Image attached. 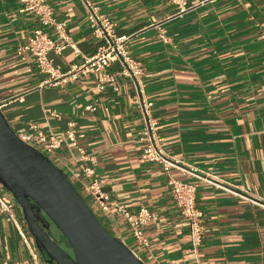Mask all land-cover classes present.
I'll use <instances>...</instances> for the list:
<instances>
[{
    "label": "crops",
    "instance_id": "0c3cea01",
    "mask_svg": "<svg viewBox=\"0 0 264 264\" xmlns=\"http://www.w3.org/2000/svg\"><path fill=\"white\" fill-rule=\"evenodd\" d=\"M88 1L112 20L116 35L130 37L160 147L178 165L165 170L141 158L143 120L129 78H117L118 91L98 90L94 73L47 83L20 50L41 26L19 11L16 0H0V111L12 130L19 135L36 122L44 131H63L73 123L71 130L83 134L78 143L87 160L63 147L53 161L78 191L94 179L112 204L132 213L150 210L153 218L143 228L147 247L134 243L120 215L100 218L143 264H264V207L251 202L264 203V0H186L193 7L181 16L168 0ZM47 2L76 47L49 55L65 71L92 55L98 41L81 0ZM42 29L55 36L52 28ZM118 69L114 63L105 71ZM85 167L93 171L90 178L82 174ZM170 180L195 188L203 213L196 250L172 201ZM0 195L11 209V215L0 213V264H34L31 252L47 264L12 195L3 187Z\"/></svg>",
    "mask_w": 264,
    "mask_h": 264
},
{
    "label": "built area",
    "instance_id": "2783aa9c",
    "mask_svg": "<svg viewBox=\"0 0 264 264\" xmlns=\"http://www.w3.org/2000/svg\"><path fill=\"white\" fill-rule=\"evenodd\" d=\"M16 1L20 5L19 11L35 16L41 26L33 30L28 42L21 46L20 50L27 52L35 61L37 69L47 75L46 82L53 85L65 84L69 81H75L79 77L94 73L97 75L96 88L98 90L110 87L112 90L118 91L117 78H129L137 88V95L134 97L133 102L143 120L140 140L144 142V148L141 158L146 162L161 163L165 170L177 166L178 161L167 160L160 147L156 129L157 120L151 113L150 104L144 97L141 84L143 68L139 62L131 57L128 50L130 37L116 35L112 20L88 0H81L86 11L88 24L92 29L93 37L98 41V46L96 51L92 55L84 57L81 63L71 64L65 71H60L54 67L49 55H59L67 48L76 49L74 42L66 33L64 23L55 19L47 0ZM168 1L175 6L177 16L187 13L193 7L188 5L186 0ZM45 27L52 28L55 36H49L42 29ZM259 39L264 49V32L260 34ZM161 40L166 42L164 36H161ZM114 63L119 64V69L111 73L106 72L105 70ZM85 109L88 111L94 110L92 106H87ZM45 112L57 116L49 108H46ZM72 126L73 123H69L67 130L44 131L38 123L30 122L26 131L17 136L20 140L47 156L53 163L52 157L63 147L68 150L75 148L80 154L79 161H85L87 156L78 143L83 138V134H75L71 130ZM82 174L84 178H90L93 175V171L85 167ZM169 186L175 207L188 223L190 242L193 249L196 250L201 245L203 238V213L196 207L195 188L190 183L180 180H170ZM0 187L2 186L0 185ZM78 192L86 199L89 198V207L96 217L101 218L102 215L111 213L120 215L126 223L134 243L140 247L148 246L147 239L143 236V228L153 218L148 208L140 207L135 213H132L121 204H112L107 195L102 192L100 184L94 179L84 183L82 190ZM251 202L264 207L262 202L255 200ZM0 213L11 215L10 206L1 195ZM22 224L26 226L25 220H23ZM23 238L26 242V235H23ZM31 255L34 264H41L40 258L36 253L31 252Z\"/></svg>",
    "mask_w": 264,
    "mask_h": 264
},
{
    "label": "water",
    "instance_id": "95a60500",
    "mask_svg": "<svg viewBox=\"0 0 264 264\" xmlns=\"http://www.w3.org/2000/svg\"><path fill=\"white\" fill-rule=\"evenodd\" d=\"M0 185L20 207L47 264H143L102 225L64 171L20 140L1 111ZM50 224L68 249L50 235Z\"/></svg>",
    "mask_w": 264,
    "mask_h": 264
},
{
    "label": "flooded vegetation",
    "instance_id": "af4514ba",
    "mask_svg": "<svg viewBox=\"0 0 264 264\" xmlns=\"http://www.w3.org/2000/svg\"><path fill=\"white\" fill-rule=\"evenodd\" d=\"M48 231L50 235L53 237V239L59 242L60 246H62L64 249H68V246L65 243L64 239L61 237V235L58 233V231L55 229V227L52 224H50Z\"/></svg>",
    "mask_w": 264,
    "mask_h": 264
},
{
    "label": "trees",
    "instance_id": "16d2710c",
    "mask_svg": "<svg viewBox=\"0 0 264 264\" xmlns=\"http://www.w3.org/2000/svg\"><path fill=\"white\" fill-rule=\"evenodd\" d=\"M84 199H85V201H86V203L88 204V206H90L89 205V203H88V201H87V199L85 198V197H83ZM98 218V217H97ZM99 219V221L101 222V219L100 218H98ZM102 223V222H101ZM103 225V224H102ZM104 226V225H103ZM105 227V226H104Z\"/></svg>",
    "mask_w": 264,
    "mask_h": 264
}]
</instances>
